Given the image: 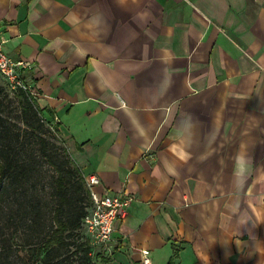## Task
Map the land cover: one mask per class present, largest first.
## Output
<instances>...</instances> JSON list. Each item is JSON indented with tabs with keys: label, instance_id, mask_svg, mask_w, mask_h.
I'll list each match as a JSON object with an SVG mask.
<instances>
[{
	"label": "crops",
	"instance_id": "obj_1",
	"mask_svg": "<svg viewBox=\"0 0 264 264\" xmlns=\"http://www.w3.org/2000/svg\"><path fill=\"white\" fill-rule=\"evenodd\" d=\"M71 158L135 196L110 264H264V0H0Z\"/></svg>",
	"mask_w": 264,
	"mask_h": 264
},
{
	"label": "trees",
	"instance_id": "obj_2",
	"mask_svg": "<svg viewBox=\"0 0 264 264\" xmlns=\"http://www.w3.org/2000/svg\"><path fill=\"white\" fill-rule=\"evenodd\" d=\"M19 95L21 126L6 112L0 90V264H30L13 252L11 236L17 234L38 248L34 264H110L82 234L92 200L80 167L63 139L49 146L43 132L53 124L35 97L22 88ZM44 158L57 173L50 195L42 184Z\"/></svg>",
	"mask_w": 264,
	"mask_h": 264
},
{
	"label": "built area",
	"instance_id": "obj_3",
	"mask_svg": "<svg viewBox=\"0 0 264 264\" xmlns=\"http://www.w3.org/2000/svg\"><path fill=\"white\" fill-rule=\"evenodd\" d=\"M3 43L0 39V72L12 85H17L34 95L31 86L23 81L26 69L31 68L33 64L29 61L13 59L5 51ZM86 183L90 190L92 206L84 219V230L94 246L109 245L119 222L127 214L135 196L124 190L117 193L99 191L97 187L101 184V180L97 175L90 176ZM142 254L143 264H150L149 250H142Z\"/></svg>",
	"mask_w": 264,
	"mask_h": 264
},
{
	"label": "rangeland",
	"instance_id": "obj_4",
	"mask_svg": "<svg viewBox=\"0 0 264 264\" xmlns=\"http://www.w3.org/2000/svg\"><path fill=\"white\" fill-rule=\"evenodd\" d=\"M23 81L30 86L28 79L23 76ZM0 90L3 91V95L6 98V112L11 117L12 122H15L18 126H21L19 114H20V95L19 92L21 88L17 85H12L8 79L0 72ZM34 98V95L32 96ZM35 99V98H34ZM47 119V118H46ZM49 123H47L48 125ZM53 125L49 126L48 129H45L43 132V136L48 138V144L50 147L54 146H61L62 144V135L60 133V130L57 129L56 125L52 123ZM17 126V127H18ZM55 126V127H54ZM48 128V127H47ZM24 129V126H23ZM47 130V131H46ZM32 140L36 141V137L31 135L30 136ZM39 146V145H38ZM59 150V149H57ZM61 150H59L60 152ZM55 176V177H54ZM56 170L54 169L53 165L48 162L45 158L43 159V178H42V184H45L46 186V193L50 195V192L52 190L54 181H56ZM46 194V195H47ZM50 198V197H49ZM82 234L86 235L85 230L83 229ZM11 242L13 246V252L15 254H18L21 257H24L27 262L30 264H34L36 261H38V258H41L38 256V248L31 245H26L24 236L20 235H13L11 236ZM106 248V245H96L95 246V252H100L101 250H104ZM95 253V254H96ZM106 255V254H105ZM43 256V254H42ZM107 258H110L111 261V254L106 255Z\"/></svg>",
	"mask_w": 264,
	"mask_h": 264
}]
</instances>
